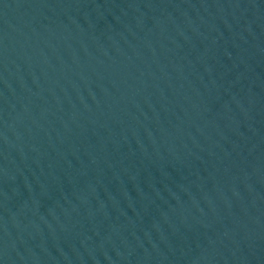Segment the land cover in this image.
<instances>
[{
  "label": "water",
  "instance_id": "water-1",
  "mask_svg": "<svg viewBox=\"0 0 264 264\" xmlns=\"http://www.w3.org/2000/svg\"><path fill=\"white\" fill-rule=\"evenodd\" d=\"M0 264H264V0H0Z\"/></svg>",
  "mask_w": 264,
  "mask_h": 264
}]
</instances>
